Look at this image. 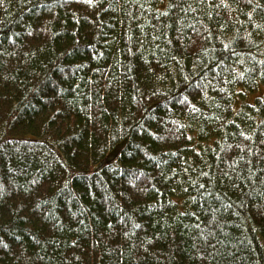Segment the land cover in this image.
Wrapping results in <instances>:
<instances>
[{"label":"trees","instance_id":"trees-1","mask_svg":"<svg viewBox=\"0 0 264 264\" xmlns=\"http://www.w3.org/2000/svg\"><path fill=\"white\" fill-rule=\"evenodd\" d=\"M0 264H264V0H0Z\"/></svg>","mask_w":264,"mask_h":264}]
</instances>
